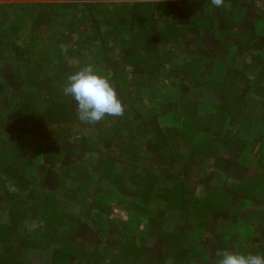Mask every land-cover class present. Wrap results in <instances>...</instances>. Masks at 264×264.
Returning <instances> with one entry per match:
<instances>
[{
	"label": "crops",
	"instance_id": "1",
	"mask_svg": "<svg viewBox=\"0 0 264 264\" xmlns=\"http://www.w3.org/2000/svg\"><path fill=\"white\" fill-rule=\"evenodd\" d=\"M258 2L264 0L256 2L262 7ZM26 18L28 23L32 16ZM25 23L9 24L17 27L16 34L21 36L11 46L1 48L12 58L5 61L9 75H5L4 93L0 92V103L5 105H0V130L6 128L2 123L8 115L7 132L11 130L12 137L17 138L22 129L21 139L9 141L11 151L0 160V196L16 199L6 203L9 212L0 209V213L8 214L0 218L1 264H42L35 254L42 246L46 256V248L53 247L49 258L53 264H60L64 256H70V264H81L82 260L88 264H119L129 256H160L163 251L167 256H195L193 251L175 252L189 233L203 239L200 225L203 230L207 227L194 220L195 211H201L209 201L214 210L228 206L231 213L235 206L221 195L237 198L242 187L239 180L245 169L224 162L223 143L215 139L216 134L223 136L222 127L206 124L200 105L191 108L182 102L180 94L193 96L188 95L190 90L179 89V79H170V70L174 69L171 63L166 73L161 71L163 64H155L153 75L123 78L116 71L119 61L105 59L104 53L101 58H80L66 54L68 50L58 45L36 47L33 39L28 41ZM248 24L241 19L235 43L231 41L229 48L223 49L227 54L236 55L239 41L250 52L254 49L258 34L254 30V38L247 40L243 26ZM93 44L100 46V40ZM55 52L58 59L52 60ZM85 65L109 79L123 103L122 115L105 116L95 124L78 118L76 104L64 94V87L68 77ZM262 69L264 57L260 64L255 62L244 71L232 69L228 82V74L218 73L220 80L223 77L222 91L254 107L264 103V94L260 93L264 91ZM237 71L245 84L234 77ZM15 80L20 84L16 94L21 97L13 95L18 87ZM2 82L0 75V89ZM41 94L49 95L47 101L42 99L36 107H30ZM186 101L190 103L191 99ZM168 104L174 106L167 109ZM216 106L213 119L219 114ZM234 138L228 139L225 148L231 147ZM236 140L249 141L237 135ZM11 159L17 162L10 163ZM258 187L264 188L263 183ZM163 192L165 197H161ZM109 198L111 201L106 200ZM261 199L264 201L263 196ZM180 214L185 220L175 219ZM88 245L90 249L85 247ZM263 247V241L252 243L251 251L264 255ZM17 252L22 256H15Z\"/></svg>",
	"mask_w": 264,
	"mask_h": 264
},
{
	"label": "rangeland",
	"instance_id": "2",
	"mask_svg": "<svg viewBox=\"0 0 264 264\" xmlns=\"http://www.w3.org/2000/svg\"><path fill=\"white\" fill-rule=\"evenodd\" d=\"M257 1L222 0L217 6L213 0H205L202 3L200 0H0V75L3 77L0 92L4 93L7 86L5 75H9L6 74L8 69L5 61L12 58L1 48L11 46L15 41H19L21 36L16 34L17 27L12 28L9 24L21 26L26 17L32 16L25 25L29 30L28 41L33 39L36 47L55 48L58 45L60 49L68 50L66 54L80 58H101L104 53L105 59L119 61L115 65L116 71L123 78L141 74L153 75L155 64H163L165 67L161 68V71L166 73V66L171 63L174 69L168 72L170 79H179V89L190 90L188 95L193 96L190 98L186 94H180L182 102H187L191 108L200 105V110L203 109L206 114L205 123L222 127L223 136L216 134L215 139L223 143L224 162L236 164L240 170L245 169V172L241 171L242 180H239V187H242L238 197L228 198L227 194L221 195L223 199H230L236 210L230 213L228 206L214 210L213 204L207 201L206 207L199 212L195 211L194 220L201 221V224L204 223L207 227L203 230L200 225V237L203 239L198 240L193 233H189L188 238L180 245L181 248L175 249V252L193 251L195 256H167L166 251H163L160 256H129L130 259L125 258L119 261V264H175L178 263L177 260L179 264H218L223 258L221 254L225 251L229 254L253 253L251 244L264 242V201L261 199L264 197V188L258 187L262 183L264 186V103L254 107L231 95L227 90L222 91L223 77L221 80L219 78L222 73L228 74V82L232 69L244 71L255 62L260 64V59L264 57V3L258 2L262 6L259 7ZM241 19L249 23L243 28L247 30L245 38L252 40L255 30L258 40L252 45L254 49L251 52L245 44L241 45V41L237 40L239 43L236 55L227 54L223 49L229 46V42L235 43L233 39L239 36ZM106 31L109 32L102 34ZM98 39L100 46L97 47L93 41ZM18 54V57L22 56ZM45 58L49 57L46 55ZM51 58L57 60V52ZM230 60L234 62L230 63ZM140 61L144 63H138ZM239 71L234 77L245 84L240 75L238 76ZM261 71L264 74V69ZM250 75L253 77L254 73L250 71ZM18 82L15 80V84ZM258 83L259 81L256 82ZM16 85L18 87L14 89L13 95L21 97L22 94H16L20 84ZM193 92L197 94L193 95ZM260 93L264 94V91L260 90ZM218 97L223 98L222 102ZM48 98V94H41L40 100H34L30 107H36L39 101L44 99L46 102ZM190 99V103L186 101ZM18 104L22 106L21 103ZM0 105L5 106L2 103ZM216 105L219 114L213 122ZM170 106L174 104H168L167 109ZM161 108L162 106H158V110H162ZM8 119L9 115L2 123L6 128L0 130V160L11 151L8 142L20 140L22 135V129L17 138L12 137L11 130L7 132ZM231 120H238V123H232ZM240 121H243L242 125L239 124ZM236 135L248 139V143L237 141ZM234 136L231 147L225 148L229 146L228 139ZM21 148L20 145L19 149ZM25 149L29 151L28 147ZM229 153L231 155H228ZM30 155L34 156L31 151ZM15 162L16 159L10 160V163ZM238 162H241V165ZM52 165L54 163H51L50 167ZM108 194L113 198L112 192L108 191ZM161 197H165L164 192ZM9 200L16 199L0 196L1 210L9 212V206L6 205ZM106 200L111 201L110 198ZM180 206L183 207L182 202ZM4 211L0 213V218L8 215ZM189 211L191 212V209ZM177 218L185 220L181 214L176 215L175 219ZM214 225L216 229H212ZM85 247L90 249L91 245ZM43 248L42 246V250L39 248V251L35 252L37 261L53 264L49 259L53 247L46 248L48 256ZM18 249L21 247L18 246ZM197 253L205 255L199 257L196 256ZM15 256L22 254L17 252ZM69 259L70 256L62 257L60 264H70ZM1 263L3 262L0 260ZM81 264L88 262L82 260ZM110 264L117 262L112 261Z\"/></svg>",
	"mask_w": 264,
	"mask_h": 264
},
{
	"label": "clouds",
	"instance_id": "3",
	"mask_svg": "<svg viewBox=\"0 0 264 264\" xmlns=\"http://www.w3.org/2000/svg\"><path fill=\"white\" fill-rule=\"evenodd\" d=\"M219 6L222 0H213ZM64 94L71 96L76 104L78 118L89 124H95L105 116H120L124 108L109 79L94 71L91 65H85L68 77ZM218 264H264V255L248 252L229 254L223 252Z\"/></svg>",
	"mask_w": 264,
	"mask_h": 264
},
{
	"label": "trees",
	"instance_id": "4",
	"mask_svg": "<svg viewBox=\"0 0 264 264\" xmlns=\"http://www.w3.org/2000/svg\"><path fill=\"white\" fill-rule=\"evenodd\" d=\"M201 2L200 3H202L203 1H205V0H200ZM243 27H245V26H243ZM19 203V202H18ZM200 257V256H199ZM177 262L178 263H175V264H179V260H177Z\"/></svg>",
	"mask_w": 264,
	"mask_h": 264
}]
</instances>
